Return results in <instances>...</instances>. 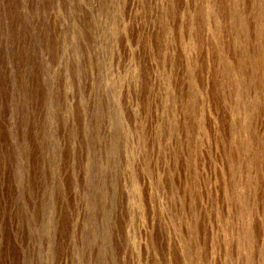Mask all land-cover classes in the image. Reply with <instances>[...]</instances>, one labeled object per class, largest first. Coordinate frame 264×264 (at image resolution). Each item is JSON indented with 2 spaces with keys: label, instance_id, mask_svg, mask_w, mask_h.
<instances>
[{
  "label": "rangeland",
  "instance_id": "374dc122",
  "mask_svg": "<svg viewBox=\"0 0 264 264\" xmlns=\"http://www.w3.org/2000/svg\"><path fill=\"white\" fill-rule=\"evenodd\" d=\"M0 264H264V0H0Z\"/></svg>",
  "mask_w": 264,
  "mask_h": 264
}]
</instances>
